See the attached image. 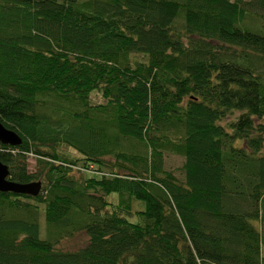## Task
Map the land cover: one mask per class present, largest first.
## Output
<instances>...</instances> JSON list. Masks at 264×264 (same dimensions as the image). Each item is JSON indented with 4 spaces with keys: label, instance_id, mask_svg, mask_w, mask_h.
Masks as SVG:
<instances>
[{
    "label": "trees",
    "instance_id": "trees-1",
    "mask_svg": "<svg viewBox=\"0 0 264 264\" xmlns=\"http://www.w3.org/2000/svg\"><path fill=\"white\" fill-rule=\"evenodd\" d=\"M0 122V264H264V0H0Z\"/></svg>",
    "mask_w": 264,
    "mask_h": 264
},
{
    "label": "water",
    "instance_id": "water-1",
    "mask_svg": "<svg viewBox=\"0 0 264 264\" xmlns=\"http://www.w3.org/2000/svg\"><path fill=\"white\" fill-rule=\"evenodd\" d=\"M0 143L12 147L19 146L22 139L14 131L7 129L0 122ZM43 184L41 181L32 183H18L10 178V169L8 165L0 161V192L13 193L16 195H26L37 197L42 194Z\"/></svg>",
    "mask_w": 264,
    "mask_h": 264
},
{
    "label": "rangeland",
    "instance_id": "rangeland-1",
    "mask_svg": "<svg viewBox=\"0 0 264 264\" xmlns=\"http://www.w3.org/2000/svg\"><path fill=\"white\" fill-rule=\"evenodd\" d=\"M230 1H235V0H230ZM246 1H250V0H246ZM94 101H99V99L95 97ZM184 162L185 159L183 157L175 155L171 152H165L164 169L167 171H173L180 181L185 180L184 179L185 175L183 172ZM28 165H29L28 167L29 171L34 172L35 160L32 156H30L28 159ZM114 198L115 197H112L111 199ZM39 225H40L41 238L45 239L44 236H47V227H46L47 224L43 211L40 213ZM87 241H88L87 235H85V233H80L73 238L63 239L62 242L59 244V248L65 251H74V250H78L79 248H82L87 243Z\"/></svg>",
    "mask_w": 264,
    "mask_h": 264
}]
</instances>
